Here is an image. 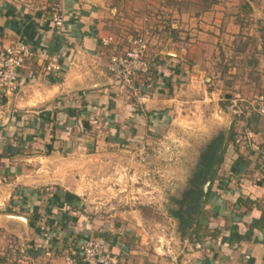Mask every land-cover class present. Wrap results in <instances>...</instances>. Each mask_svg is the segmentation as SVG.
I'll list each match as a JSON object with an SVG mask.
<instances>
[{"label":"crops","instance_id":"0c3cea01","mask_svg":"<svg viewBox=\"0 0 264 264\" xmlns=\"http://www.w3.org/2000/svg\"><path fill=\"white\" fill-rule=\"evenodd\" d=\"M155 1L146 2L154 4ZM181 1L162 0L160 10L169 15L166 30L170 36H165V44L156 47L149 44L148 53H155L150 60L152 67L158 61L161 63L156 65L159 82L155 85L159 86L158 93L164 95L145 100L150 106L143 109L131 103L129 94L117 88L107 68L113 56L110 52L120 43L119 34L132 30L133 26L130 19H120L119 15L125 13L127 18H133L134 14L149 13L151 7L142 5L145 4L142 0H127L126 6L120 0H0V47L20 41L36 52V60L21 72L17 91L8 95L0 90V252L8 233L21 245L23 239L30 242L26 245L31 262L38 256L36 251L42 250L38 244L51 237L55 243L50 241L48 247L46 242V250L39 253L40 258L50 257V264H64L67 256L76 264H86L78 255V249L70 246L76 240L78 245L90 240L105 241L121 264H264V226L254 225L264 219V170L260 165L264 160L261 130H264V118L259 116L254 118L258 133H247L244 140L236 135L235 142L227 145L199 228L196 231L194 227L185 236L179 233L177 222L170 216L174 231L162 225L157 232L144 231L145 226L143 232L140 231L141 224L153 222L145 219L139 209L150 205L138 200L137 193L148 192L140 186L111 187L107 190L111 194L108 198L98 182L92 185L79 179L83 170H58L56 174L61 176L50 177V188L44 194L48 198H43L44 190L32 184L35 180L22 182V177H29L24 175L20 164L26 153L48 151L50 159L59 162L83 148L96 150L100 145L126 144L134 154L143 152L144 147L151 144L161 150L167 138L165 132L175 128L174 114L183 110L184 103H189L186 97L193 89L182 85L178 93L179 86H176L184 75H190L191 82L197 78L189 68L181 71L185 53L191 56L196 47L190 44L188 51L181 48L180 38H175L176 31L199 32V39L206 40L219 37L221 28L224 42L231 39L232 31L251 29L253 33L256 29L260 37L257 34L255 37L261 41L257 60L264 66V0H190L206 7L201 13L188 14L187 17H192L189 20L183 17L182 22L178 12ZM53 10L64 18L61 36L55 34L50 20ZM237 13L246 19L253 16L256 24L250 27L235 23ZM215 14L220 18L207 25ZM197 24L200 25L196 27ZM143 28L151 27L144 25ZM53 59L66 62L63 74L45 71ZM186 59L203 61L193 56ZM184 86H187L185 97L181 95L185 93ZM170 87L177 89L175 95L168 98L165 93ZM193 95L199 98L198 92ZM205 95L211 101L210 96L215 93ZM198 102L194 100L197 105ZM247 126L251 127L249 121H246ZM127 128L129 130L124 132ZM92 134L94 139H90ZM101 138L103 142H94ZM37 157L25 161H34ZM99 174H103L102 170ZM72 175H78L79 182L73 183ZM124 190L131 193L127 201L120 194ZM91 208L95 210L94 216L88 212ZM39 215L49 219L42 218L48 223L50 233L44 234L41 231L44 229L38 228ZM156 238L158 243L154 241Z\"/></svg>","mask_w":264,"mask_h":264},{"label":"rangeland","instance_id":"374dc122","mask_svg":"<svg viewBox=\"0 0 264 264\" xmlns=\"http://www.w3.org/2000/svg\"><path fill=\"white\" fill-rule=\"evenodd\" d=\"M126 1L127 0H120V2H123V6H126ZM146 1L147 0H142V2L145 3L142 5L151 7V9H148L149 13L144 15L134 14L132 16L133 18H127L125 13L119 15L120 19H130V21L133 22V26L132 30H127L119 34L121 39L120 43L110 52L113 54L110 60L116 56L120 57L126 55L133 49V41L141 38L147 46L146 58L150 61L155 53H151V51V54L148 53L149 44L152 46L154 45V47L160 43L165 44V36H170L168 33L169 31L166 30V27L169 28V15L161 13L165 11L160 10L162 7V0H156L154 4ZM138 7L139 6H136V8ZM205 7V4L201 2L182 0L178 11L180 13V21L183 17L184 19H191L192 17H187L188 14H194L197 11L201 13ZM215 13H217V11ZM195 15L198 17L197 14ZM234 17L235 23L239 24L242 22L250 27H253L257 22L253 16H247L246 19V16L242 17L240 13H237ZM218 18L220 17L215 14L206 24L209 25L210 22L214 24L213 21ZM157 21L161 23L157 25L155 23ZM222 22L224 21L222 20ZM218 24H220L221 27L223 26L222 23ZM144 25H150L151 28H143ZM199 25L200 24H197L196 27ZM255 30L256 29L253 30V33L251 29L238 33L232 31L231 39H225L224 42L221 41V28L218 35L219 37L212 38L210 36L211 38H207L206 40L199 39L201 36L199 32L186 31L185 29L180 30L182 32L176 31L177 34H175V38H180L179 41L182 42L180 47L188 51V45L192 44L196 48L192 49L191 56L194 58L196 57V59H198V57L200 59L202 58L203 61L192 62L190 59H186V56L191 58L189 54L186 55L185 53L184 55L185 62L183 61L184 64L181 71L189 68V72L191 71L190 73L196 75L197 78L191 82V76L188 75L187 77V75H184L183 77H185L184 79L187 78V81L182 79V81L177 84L176 87L179 86L178 93L181 91L180 87L182 85H190L193 89L188 91L190 94L186 97L189 103H184L182 106L183 110L181 112L178 110V113L174 114L175 128L165 132L167 138L163 140L164 142L162 143L163 147L161 150H158L157 147L154 149L155 145L151 144L146 145L143 152L134 154L133 152H129L131 149L126 144L123 146L113 145L114 147H102L100 145V147L96 149L97 151L88 147L86 149L83 148L75 155L66 156L59 162H53V160L50 159V152L48 151H46L45 154H40L38 152L36 154L33 153L34 155L32 153H26L24 161H21L20 164L23 172H25L24 175L29 177L28 179L22 177V182L29 181L31 183L32 179L35 180V183L32 182V184L33 186H38L39 190H44L41 195L43 198H48L44 194H46V189L50 188V177L61 176V174H56L58 170H83L84 174L79 176V179L82 180L83 183L92 185L95 184V181L98 182V184L102 185L104 192L106 191L108 198H110L111 194L110 191L107 192V190L111 187L117 188V185L123 186V184H127L128 186L133 184L136 187L140 186L147 189L148 192L137 193L138 200L150 205L143 208L139 207V209L142 211L145 219H150L151 222L153 221L151 224L147 222L141 224L138 227L140 231L143 232L142 229L143 226H145L146 228L144 231L157 232L159 231L160 225L165 226L168 230L171 229V231H174V223L168 219V210L176 207L172 199L181 198L196 168L200 154L207 144L216 137L219 132L225 131L227 133L232 126L235 132H237V137H241L242 140L247 136V133L259 132V130L257 131L256 128H254L257 126L254 118L258 115L255 113L253 102L257 96L264 94V66L261 67L257 60V55H259L258 45L261 41L259 38L260 33ZM210 33L213 36L216 35L214 32ZM190 34L196 35L191 36ZM250 34H252V36H250ZM255 34L259 37H255ZM193 39H197L196 42H190V40ZM217 39L218 41H216ZM262 50L264 52V49ZM209 57L210 59L208 60L207 58ZM160 64V61H158L155 63L154 67H152L153 64L151 62L152 69L150 72L137 77L135 89L125 90L116 85L117 83L112 76L111 78L119 90H122L125 95L129 94L131 103H134L135 106H142L144 109L150 106V102L148 101L145 103V100H150L149 98H158L159 96L162 97V95H164L158 93L159 86L155 85L159 82V73L156 65L159 66ZM181 64L182 63H180V66ZM187 86H184L183 92L186 91ZM176 89L170 87L166 90L165 96L171 98L173 94L176 93ZM193 92H198L199 95L197 96H199V98H195ZM206 93H208L209 96L210 93H215V95L210 96L211 101L207 100ZM181 95L185 97L187 93L185 92ZM194 100L200 101L198 102L200 104L197 105V103H194ZM246 121H249L251 127L254 129L248 126L246 127ZM86 129L89 132L91 130L88 127H86ZM125 130L124 132H127L129 129L127 128ZM261 130L262 133H264V130ZM94 138V135H90V139ZM102 140V138L101 140L95 139L94 142H103ZM125 140L126 139H124V141ZM32 156H41V158L37 157L36 160L30 162L25 161ZM260 165L264 170V160H262ZM100 170L103 172L102 175L99 174ZM31 172L33 173L31 174ZM71 179L73 183L79 182L78 175H72ZM45 184L48 185L43 186ZM164 186L166 188H164ZM120 194L124 196L125 200H128L131 193L128 190H124L121 191ZM97 210H99V208ZM88 212L93 215L95 210L91 208ZM42 218H40L39 215L36 221L38 228H43L44 230H40L44 232V234L50 233L48 223L42 220ZM43 219L49 220L45 217ZM176 228L178 230V222ZM78 237L79 236H77V238ZM44 240L46 241H44L43 244H38V248L42 249L41 251L37 250V247L34 248L37 250L36 252L40 254H42L43 250H46V247H44L46 242H48V247L51 246L50 241L54 242V239H51V237H46ZM4 241L5 242L2 243L4 249L0 252V264H50V257L44 256L40 258L41 255L39 253L38 256L35 255V260L33 262L30 261L27 251L28 247L26 245L30 244V242H25L23 239L21 245L18 243L17 239L14 240V235L8 233ZM154 241L158 243L157 238ZM102 242L106 245L105 241ZM20 245L22 247H20ZM35 245H37L36 242ZM70 246L73 249H80L82 245H78L76 240L71 242ZM21 249L23 251H21ZM66 258L64 264H66Z\"/></svg>","mask_w":264,"mask_h":264},{"label":"built area","instance_id":"2783aa9c","mask_svg":"<svg viewBox=\"0 0 264 264\" xmlns=\"http://www.w3.org/2000/svg\"><path fill=\"white\" fill-rule=\"evenodd\" d=\"M50 17L55 34L61 36L65 26L63 15L53 10ZM146 53L145 42L138 38L133 41V49L126 55L116 56L110 60L108 71L117 86L125 90L135 89L137 77L150 72L151 62L147 60ZM34 60H36V52L23 42L13 41L0 47V90L8 95L14 94L18 89L22 70ZM66 68V62L53 59L46 66L45 71L63 74ZM253 105L256 115L264 118V94L257 96ZM77 252L81 256L82 262L86 264H121L102 241H88ZM66 264H76V261L67 257Z\"/></svg>","mask_w":264,"mask_h":264},{"label":"trees","instance_id":"16d2710c","mask_svg":"<svg viewBox=\"0 0 264 264\" xmlns=\"http://www.w3.org/2000/svg\"><path fill=\"white\" fill-rule=\"evenodd\" d=\"M236 135L233 126L227 133L219 132L201 152L196 168L181 198L172 199L176 207L170 208L168 214L178 222V231L182 236H185L194 227V230H198L200 219L204 214V205L212 195L213 184L217 179L219 168L224 162L226 147L229 143L235 142ZM208 182L210 183L208 191L204 192L203 188ZM262 218L254 222V225L264 226Z\"/></svg>","mask_w":264,"mask_h":264},{"label":"water","instance_id":"95a60500","mask_svg":"<svg viewBox=\"0 0 264 264\" xmlns=\"http://www.w3.org/2000/svg\"><path fill=\"white\" fill-rule=\"evenodd\" d=\"M209 185H210V183L208 182V183L204 186V188H203L204 192H207V190H208V188H209ZM16 219H17V218H16ZM18 220L22 221L23 223H26L25 219H23V218H21V217H18Z\"/></svg>","mask_w":264,"mask_h":264}]
</instances>
